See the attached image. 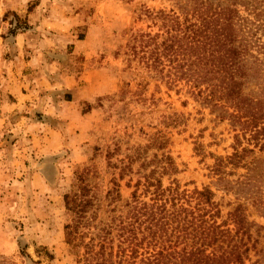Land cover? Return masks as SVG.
<instances>
[{
  "label": "rangeland",
  "instance_id": "obj_1",
  "mask_svg": "<svg viewBox=\"0 0 264 264\" xmlns=\"http://www.w3.org/2000/svg\"><path fill=\"white\" fill-rule=\"evenodd\" d=\"M193 4L0 0V264H87L84 248L75 253L64 229L72 219L64 195L79 178L94 198L86 241L94 238L96 249L104 242L114 253L127 247L142 236L133 208L150 202L149 195L138 201L132 195L155 165L145 169L142 163L164 152L179 170L163 176L164 186L176 179L181 191L210 187L219 221L244 207L255 223L248 245L258 242L239 264H264V185L259 206L253 196L237 193V185L227 190L212 171L217 156L234 151L241 131L185 81L170 85L167 67L161 72L146 60L150 39L157 34L154 43L160 44L167 37L164 15L182 19L183 8ZM254 39L264 51V22ZM258 47L254 52L262 58ZM155 137L157 145L167 139L166 146L155 148ZM246 171L224 177L238 184ZM228 225L234 233L230 218ZM113 261L119 264L115 256Z\"/></svg>",
  "mask_w": 264,
  "mask_h": 264
},
{
  "label": "trees",
  "instance_id": "obj_2",
  "mask_svg": "<svg viewBox=\"0 0 264 264\" xmlns=\"http://www.w3.org/2000/svg\"><path fill=\"white\" fill-rule=\"evenodd\" d=\"M263 5L264 0H194L191 7L183 8L182 19L175 13L164 15L167 37L160 44L154 43L157 34L152 37L154 46L146 56L149 67L161 72L167 67L170 85L185 81L195 97L219 111L221 120L229 119L239 128L234 151L226 157L217 156L212 171L227 190L237 185V193L253 196L259 206L264 185V156L257 154L264 152V51L259 49L254 32L264 22ZM253 81L257 88L250 87ZM158 139L155 137L152 145H157ZM167 141L155 148H164ZM152 163L154 167L143 175V181H136L132 191L135 201L141 194L149 195L150 202L140 201L131 212L142 236L116 253L104 242L96 249L92 237L86 241L83 229L93 220L94 198L84 178H79L76 189L65 193V206L72 215L64 226L65 236L75 253L84 248L87 264H113L114 256L119 264H137L138 258L139 264H239L248 258L258 240L248 245L255 223L248 221L241 204L229 212L228 219L235 226L232 233L228 219L219 221L221 209L210 187L181 191L176 179L164 186L163 176L179 171L174 158L169 153L160 157L155 153L142 165L146 169ZM237 168L247 171L238 184H231L224 176ZM140 186L142 193H138Z\"/></svg>",
  "mask_w": 264,
  "mask_h": 264
}]
</instances>
